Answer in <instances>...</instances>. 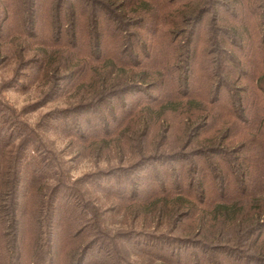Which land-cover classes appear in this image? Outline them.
<instances>
[{"label": "trees", "instance_id": "1", "mask_svg": "<svg viewBox=\"0 0 264 264\" xmlns=\"http://www.w3.org/2000/svg\"><path fill=\"white\" fill-rule=\"evenodd\" d=\"M15 1L0 0V31L9 21L10 42L29 34L54 48L40 52L47 74L64 72L51 95L77 86L84 109L144 93L92 137L69 135L130 157L94 183L114 211L155 227L111 235L34 159L24 184L4 139L0 264H264V0H28L23 13ZM50 54L66 56L54 66Z\"/></svg>", "mask_w": 264, "mask_h": 264}, {"label": "rangeland", "instance_id": "2", "mask_svg": "<svg viewBox=\"0 0 264 264\" xmlns=\"http://www.w3.org/2000/svg\"><path fill=\"white\" fill-rule=\"evenodd\" d=\"M15 2L19 9H22L21 13L29 5L28 0ZM5 10L4 5L0 3V27L3 25L1 18L5 17ZM23 17L24 15L18 18ZM213 17L214 13L207 14L201 29ZM10 26V22L7 21L4 29L0 31V141L4 139L12 141V147H9L12 154L17 153L22 156L23 183L27 182L29 169L36 166L35 160L38 162V167L53 176L48 180L52 186L60 178L67 179L75 194L81 192L80 198L91 202L99 209L101 211L99 224L103 225L111 235L122 234L127 237L132 229H154L155 225L149 226V221L144 222L128 214L114 211L115 204L105 200L102 197L104 193L100 192L94 183L95 175L99 170L104 172L118 170L115 168L127 166L131 162L130 157L126 155L123 160L119 159L120 154L113 148L106 155L97 156L95 146H86L85 149L74 136L69 135L73 131L92 137L95 135L100 118H109V112L112 111L118 114L119 119L124 118L122 110L132 109L134 103L145 98L144 93L132 92L124 97L78 109L83 92L78 89L79 87L69 86L63 93L56 92V95H51V92L55 91L51 88L52 79L61 77L64 72L57 73L52 70L47 74L42 64L41 53L46 50L50 52L54 48L45 49L42 45L34 44L29 34L18 36L10 42L9 40L14 37L12 33L6 31ZM4 36L6 38L2 39ZM203 48L201 44L200 51ZM50 55L55 60L54 66H58L63 61L61 57L66 56ZM60 84L62 85L61 81ZM2 148L6 149V147ZM85 180H92L93 183H80ZM114 180L116 179L113 177L102 178L103 184ZM63 196L64 191L60 192L59 196L62 202ZM92 212L93 209L90 215H93ZM94 215L96 217L95 211ZM141 240L147 239H138ZM126 245L123 246L128 251L129 246ZM131 245L135 247L136 241L133 240ZM131 254L135 253L131 251Z\"/></svg>", "mask_w": 264, "mask_h": 264}]
</instances>
